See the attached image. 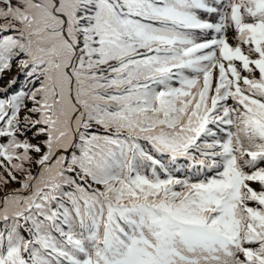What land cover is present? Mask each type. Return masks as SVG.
Masks as SVG:
<instances>
[{
    "label": "snow or ice",
    "instance_id": "snow-or-ice-1",
    "mask_svg": "<svg viewBox=\"0 0 264 264\" xmlns=\"http://www.w3.org/2000/svg\"><path fill=\"white\" fill-rule=\"evenodd\" d=\"M0 264H264V0H0Z\"/></svg>",
    "mask_w": 264,
    "mask_h": 264
}]
</instances>
